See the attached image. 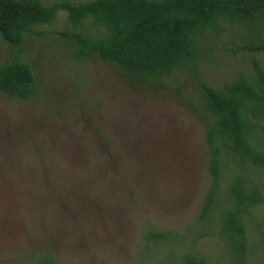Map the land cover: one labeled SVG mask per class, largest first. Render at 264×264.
<instances>
[{
    "label": "rangeland",
    "instance_id": "1",
    "mask_svg": "<svg viewBox=\"0 0 264 264\" xmlns=\"http://www.w3.org/2000/svg\"><path fill=\"white\" fill-rule=\"evenodd\" d=\"M69 30L60 12L20 47L36 99L0 93V264H184L190 256L234 264L216 222L199 221L209 152L190 71L163 84L131 81L115 66L77 60L62 36ZM222 39L202 67L213 87L253 58L264 66V54H236ZM12 56L0 39V63ZM244 220V264H264V205Z\"/></svg>",
    "mask_w": 264,
    "mask_h": 264
},
{
    "label": "trees",
    "instance_id": "2",
    "mask_svg": "<svg viewBox=\"0 0 264 264\" xmlns=\"http://www.w3.org/2000/svg\"><path fill=\"white\" fill-rule=\"evenodd\" d=\"M60 12L67 13L73 28L62 36L79 61L99 60L147 85L190 71L209 152L210 184L199 221L216 222L233 263L244 264V218L264 205V66L253 58L220 88L204 79L202 67L223 36L236 54H264V0H0V39L13 54L0 63L5 98H37L36 75L20 47L28 35L39 34L37 28L54 24ZM86 23L102 33L90 34ZM36 261L58 264L51 257L30 264ZM184 264L209 263L190 256Z\"/></svg>",
    "mask_w": 264,
    "mask_h": 264
}]
</instances>
